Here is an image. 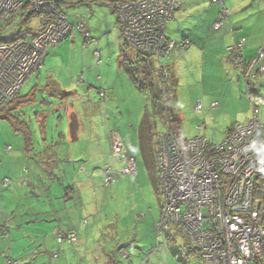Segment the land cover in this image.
<instances>
[{"label": "built area", "instance_id": "2783aa9c", "mask_svg": "<svg viewBox=\"0 0 264 264\" xmlns=\"http://www.w3.org/2000/svg\"><path fill=\"white\" fill-rule=\"evenodd\" d=\"M65 1L0 0V22L9 15L22 14L26 5L39 21L37 33L0 45V110L11 104L27 80L44 67L52 46L75 31L85 41L91 39L84 24H73L62 11L60 6ZM213 2L220 7L213 29L221 30L230 20V11L226 0ZM177 6V0L113 3L117 27L125 42L136 53L158 60L170 58L175 50L166 35ZM247 42L241 37L226 50L249 90L250 83L264 74V46L257 57L245 63L243 49ZM95 55L101 56V52ZM165 100L167 126L158 138L156 152L162 201V215L156 225L158 236L175 230L204 264H264V122L257 119V110L249 123L230 127L217 142L202 134L182 139L171 122L169 105L174 94L170 91ZM217 107L216 102L211 104L212 110ZM195 114L203 116L196 125L202 131L205 117L201 101L195 104ZM112 145L113 162L104 170L107 187L116 174L136 176L138 172L137 159L127 154L118 134L112 137ZM116 160L125 165L122 173L114 167ZM58 237L61 241H78L74 231L59 233Z\"/></svg>", "mask_w": 264, "mask_h": 264}, {"label": "rangeland", "instance_id": "374dc122", "mask_svg": "<svg viewBox=\"0 0 264 264\" xmlns=\"http://www.w3.org/2000/svg\"><path fill=\"white\" fill-rule=\"evenodd\" d=\"M237 7L239 8L232 12L233 8ZM226 8L229 9L231 18L241 19L247 26H253V34L256 37H260L257 45L263 47L264 0H226ZM63 10L73 24L81 23L87 26L92 38L96 40L92 42L85 41L83 36L75 31L67 40L60 43L74 46V49L80 55H83L82 52H84L87 58L94 57L89 65L94 64L96 70L98 69L96 75L97 79H99L100 87L98 89L102 87V92L104 93V96H102V92L99 95V92L94 91L93 95L96 97L97 106H100V101L102 100V108L99 110L101 112L95 118L100 122L101 128L103 127L106 130L111 128L113 136L117 132L126 147L131 143L132 133L134 132V140L137 141L134 143L136 145L134 152L138 158V172L136 176L116 174L118 178L114 176L113 183L108 187L105 185L103 175L99 182H93L91 185L86 183L76 185L81 191L83 199H73L71 201V208L80 216L79 222L81 223L78 229L81 231L82 239L84 240L82 246L85 248L74 247V250L70 253L71 261H79L81 257H85L84 250L88 251V256L93 258L94 251L99 249L100 253L103 254V249L105 248L109 254H114L113 251L117 253L115 257L117 260L116 264H204L198 255L191 253L192 248L187 245V242L179 233L172 232L177 234L174 236L176 240L174 242L173 239L168 238L166 235L158 236V231L155 228L161 219L162 211L156 161L157 143L158 136L164 132L167 124L165 122L164 125L163 109L157 111L155 114L156 110L153 108L151 90L148 88L141 89L139 85L132 81L129 73L123 66L122 62L126 57L135 61L136 52L126 44L120 29L117 27V16L113 8L105 1L98 0L95 3H91L90 1L78 3L76 6L63 5ZM21 20V17L17 16L15 22H12L10 25H8V21L2 23L0 26L2 37L7 39L13 38L18 33H23L27 29H35L39 24L36 16L27 25L22 27L20 26ZM246 39L248 40V38ZM97 51L101 52V56L95 55ZM65 55L69 58L68 53H65ZM77 58L76 56L75 62ZM63 65L64 62H61V67ZM68 68L69 66L65 63V67L63 66L56 71L55 77L58 82H60V77H63L65 73L66 75L68 74ZM44 73L45 69L40 71V74ZM238 73L242 78V73L240 71ZM38 77V74H36L30 78L31 80L29 79L30 81L22 88V95L30 92V89L34 87V83H37ZM43 81L44 77L41 82L43 83ZM83 86L84 84H82ZM170 87L172 89L171 85ZM251 88L254 102L252 110L245 98L249 97V94L242 80L241 89L238 94L245 101L234 97L233 105L227 107L228 110L226 112H221V116L218 119L216 117L212 119L211 114L207 115L205 127L202 131H198L196 125L203 119V116L193 114L195 113L193 112V108L196 101L202 97V89L194 87H179L177 90L174 89L175 98L170 103L171 110L174 114L177 112L183 118L175 121V125L179 130V136L185 139L202 134L208 139L217 142L225 132L223 128L226 127V120L242 123L248 119L251 120L253 119L255 109L258 110L260 119L264 118V102L259 104L256 99L254 86ZM78 89L80 90L75 94L70 93V90H62L58 96L51 97L53 100L52 107L57 105V107H61V110L58 109L59 111L56 114L52 113V120L47 126V138L50 144H53L55 141V154L59 155L61 159L70 152L84 154V157H81L80 161L72 159L74 162H77L75 163L77 166L76 171L79 170L80 166L82 167L85 164L88 165V171L90 169V161L93 163L99 160L103 164L102 171H104L106 164H112L113 162V145L112 142L110 144L109 137H101L100 135V141H92L91 132L93 133L95 128L91 123L87 119H84V127L81 128V120H71L68 115V109L72 107L76 108L77 114H86V112L90 114L95 113L93 110L95 105H91L89 103L90 100L87 98H85V102L81 99L85 88L82 89L80 87ZM260 89L259 87L258 93H262ZM41 90L37 92L39 105H42L43 100L47 102L49 94H51L50 92ZM208 90L210 92L214 91L213 88ZM44 94L46 96L42 98ZM31 107L32 105L23 109V111H29L32 114V116L26 115L27 122L29 121V117L34 118ZM49 108L48 105L45 106V109L49 110ZM146 113L149 114L150 120H152L153 129L149 140V148L144 145L142 149L140 148L141 137L138 132L139 125ZM247 113L249 114L247 115ZM130 114L133 115L134 119L129 118ZM140 116H142L141 119H139ZM129 124L134 125L135 130H123V127ZM0 125V127L3 126L10 129L6 121H0ZM31 128L33 129V124ZM39 132V127H36V130L33 131L35 150L21 152V156L29 161L28 168L24 169L27 174L29 170H34L33 159L36 158L35 155L44 157V153L47 151ZM61 134H64L66 137L61 138ZM11 160V166L16 167L15 163L18 160V154L17 157H12ZM56 161L61 166L65 164L63 161ZM45 163L47 162H44L43 165ZM70 166L69 172L74 177L76 171H73V164ZM122 170L123 168L117 171L118 173H122ZM73 186L74 184L71 183V189ZM95 186L97 187V191L94 189L89 191L90 187L94 188ZM120 247L125 251L126 256H123L120 251L117 252Z\"/></svg>", "mask_w": 264, "mask_h": 264}, {"label": "crops", "instance_id": "0c3cea01", "mask_svg": "<svg viewBox=\"0 0 264 264\" xmlns=\"http://www.w3.org/2000/svg\"><path fill=\"white\" fill-rule=\"evenodd\" d=\"M177 5L167 29L168 39L175 44V50L170 58L163 61V64L171 71L170 85L172 86V92L175 93L174 89L177 90L179 87L202 89V97L199 100L204 106V117L207 120V115L211 114L212 119H215V117L218 119L221 116V112H226L228 110L227 107L233 105L234 97L245 101L238 94L244 78L242 77V79L238 71L233 67L226 49L241 37L248 38L247 45L243 49L244 62L248 63L257 57L258 50L261 47L257 45L260 37H256L253 34V26H247L243 20H238L235 17L231 18V16L224 28L221 30L213 29L220 7L212 3V0H177ZM238 8H233L232 12ZM34 30H39V24ZM92 41L96 40L92 38L90 42ZM65 53L69 54V58L66 57ZM82 54L80 55L74 49V46L71 45L57 44L52 46L46 56L44 67L33 74H38L39 76L37 83H34V87L30 89L29 93L22 95L21 91L22 96L32 95L34 97L31 96L29 99L25 97L23 100L25 103H21L16 109L21 113V119L29 127L31 136L29 145L23 130L15 129L7 119H0V121H6L10 127V129L3 126L0 127V264H9L10 260L20 261L19 264H116L117 260L115 257L117 253L113 251L114 254H109L105 248L103 249V254L100 253L99 249L94 251L93 258L88 256V251L84 250L85 257H81L79 261H71L70 253L74 250V247L85 248L82 246L84 240L82 239L81 231L78 229L81 223L79 222L80 216L71 208L73 199H83L82 193L76 185L82 183L91 185L93 182H99L102 175L104 177L103 164L100 160L93 163L90 161V169L88 171L87 164L80 166L79 170L76 171L77 166L75 163L77 162L72 159L80 161L84 154L70 152L66 155L64 153L66 156L61 159L59 155L55 154V141L50 144L47 138V126L52 120V113L56 114L57 111L61 110V107H57V105L52 107L53 100L51 97L58 96L62 90H70V93L75 94L80 90L78 88L81 87L82 89L85 88L81 98L82 101L85 102V98L89 99V103L95 105L93 108L95 113L77 114L76 108L72 107L68 109L69 117L71 120H81V128L84 127V119H87L95 128V131L91 132L92 141H100L101 135V137H109L111 144V137L113 136L111 132L113 130L111 128H108V130L101 128L100 122L95 118L100 114L101 111L99 112V110L102 108V100L100 101V106H97L96 97L93 95L94 91L99 92V95L103 91L102 87L98 89L100 87L99 79L96 77L98 69L96 70L94 64L89 65L94 59L93 56L87 58L84 52ZM76 56L78 58L75 62ZM61 62H64V67L66 63L69 68L67 69L68 74L66 75L65 73L63 77H60V82H58L55 75L56 71L63 67H61ZM258 68L259 65L255 67L254 71L256 72ZM44 69L45 73L40 74V71ZM43 77L44 81L42 83ZM80 83L84 84V86L82 87ZM250 86H254L256 99L259 104L263 103L264 74L251 82ZM251 87L250 94L252 95ZM259 87L262 93H258ZM210 88H213L214 91L210 92L208 90ZM40 89L51 93L48 101L45 102L43 100L42 105L38 104L37 92ZM45 96L44 94L42 98ZM245 98L252 110L254 102L252 104L250 97ZM175 102L177 101L175 100ZM214 102L218 104V107L212 110L211 104ZM30 105H32L34 118L29 117L27 122L26 115L32 116V114L29 111H26V114L23 109ZM47 105L50 107L49 110L45 109ZM55 107L57 108L54 109ZM193 109V112H195V105ZM159 114L161 115V113ZM193 114L196 115L195 113ZM258 114L257 119L264 122V118L260 119ZM175 115L178 119H183L177 112ZM129 118L134 119L131 114ZM251 120L248 119L243 123L226 120V122L224 121L226 127L224 126L225 128L223 129L226 132L232 126L245 125ZM142 121L139 125L138 134H140ZM32 124L33 129L31 128ZM36 127H39V133L47 151L44 153V157L35 155L36 158H32L34 160V170H29L27 174L24 169L28 168L29 161L21 156V152L35 150L33 131L36 130ZM123 130L132 131L135 130V126L129 124L124 126ZM116 134L117 132L114 135ZM60 137L65 138L66 136L61 134ZM134 138L135 133L133 132L131 143L128 144V147L124 145L126 152L130 156L137 158L134 152V147L136 146L134 143L137 141ZM140 148H142L141 144ZM14 151L16 152L13 153ZM17 154L18 160L15 163L17 166L12 167L11 158L17 157ZM56 160L63 161L65 164L61 166ZM44 162L47 163L43 165ZM71 164H73V171H76L74 177L69 172ZM124 166V163L120 160L114 162V167L117 170L122 169ZM116 177L118 178V176ZM71 183L74 184L72 189ZM56 185L57 187H55ZM92 189L97 191L96 186L94 188L90 187L89 191H92ZM73 231L77 235V243L69 242L66 239L61 241L58 237L59 233L67 235ZM172 232L164 235L171 236L176 242L174 236L177 234ZM118 249L117 252L120 251L124 255L125 251L121 247Z\"/></svg>", "mask_w": 264, "mask_h": 264}, {"label": "trees", "instance_id": "16d2710c", "mask_svg": "<svg viewBox=\"0 0 264 264\" xmlns=\"http://www.w3.org/2000/svg\"><path fill=\"white\" fill-rule=\"evenodd\" d=\"M87 1H90L91 3L92 2L95 3L98 0H66L60 7H61L62 11L65 13V11L63 10V5H67V6H70V5L73 6L74 5V6H76V4H78V3H83V2H87ZM103 1L110 4L111 7L114 8L113 7L114 0H103ZM212 3H214L213 0H212ZM115 14H116V12H115ZM17 16L21 17V19H22L20 22V26L22 27V26L27 25L30 22V20L36 15L34 14V12L32 10L30 11L29 6L26 5L22 10V14H20V15H9L7 17H4V19L0 22V26L2 23L7 22V21H8V25L12 24V22H15ZM116 16H117V14H116ZM8 17H10V18L7 19ZM227 24H228V22H227ZM85 28H86V30H88V32H90L89 29L87 28V26H85ZM167 29H168V27H167ZM37 31H39V30H37ZM37 31L34 29H27L25 32L18 33L17 35H15L13 38H10V39L2 37L1 31H0V45L4 44V43L14 42L15 40L20 39V38H26L32 34L37 33ZM67 39H65V40H67ZM91 40L92 39H89L88 42H90ZM166 40H167V42L171 41L168 39L167 35H166ZM128 58L129 57L124 58L122 63H123L124 68L126 69V71L129 73L132 81L135 82L137 85H139L141 87V89L148 88L149 90H151L152 98H153V108H155V110H156L155 114L157 113V111H160L161 109H163L164 110V116H165V114H166V109H165V107H166L165 101L166 100L165 99H166L168 93L170 91L172 92V89L170 87L171 71L168 67H166L163 64L164 59H167V58L158 60L154 56H144V55H141L138 53H136L135 61H133L130 58L128 59ZM164 83H167L168 87L165 88ZM21 91H22V89H21ZM21 91L11 104H9L7 107L0 110V119H2V118L7 119L12 123V125L15 129H17L19 131L23 130L25 133L28 145H29L31 143V136H30V132H29V127H28V125H26L25 121L21 119V113L16 110L20 106L21 103H25V101H23V100L25 99L26 96H22ZM31 96L32 95L27 96L26 99H29ZM21 101H23V102H21ZM169 106L171 107V105H169ZM171 111L172 110L170 108V112ZM163 119L166 121V119L164 117H163ZM177 120H178V118L174 114L171 122L175 124V121H177ZM74 128H76V127L74 126ZM152 129H153L152 120H150L149 114L146 113L144 118H143L142 126L140 129V137H141L140 141H141L142 147H144V145L147 147L149 146V140H150V137L152 135V133H151ZM177 130H178V128H177ZM178 132H179V130H178ZM112 137H111V142H112ZM143 151L145 152V150H143ZM157 174H158V172H157ZM158 181H159V179H158ZM167 236H168V238H171V236H169V235H167ZM187 245H189V244L187 243ZM190 247L192 248V250H191L192 252L191 251L190 252L197 255V252L193 249V247L192 246H190Z\"/></svg>", "mask_w": 264, "mask_h": 264}, {"label": "clouds", "instance_id": "9594fccd", "mask_svg": "<svg viewBox=\"0 0 264 264\" xmlns=\"http://www.w3.org/2000/svg\"><path fill=\"white\" fill-rule=\"evenodd\" d=\"M90 33V32H89ZM91 35V34H90ZM92 39V38H91ZM250 85H251V83H250ZM247 92H248V94H249V97H250V101L252 102V104H253V99H252V95L250 94V86H249V90L247 89ZM173 93V92H172ZM174 94V93H173ZM174 98H175V95H174ZM256 110V109H255ZM254 110V111H255ZM172 112V114L174 115V113H173V111H171ZM257 114H258V110H257ZM164 118L166 119V114H165V116H164ZM166 122V124H167V120L165 121ZM166 129V128H165ZM229 129V128H228ZM163 133V132H162ZM160 136V135H159ZM128 154V153H127ZM129 155V154H128ZM137 159V158H136ZM117 170V169H116ZM113 183V182H112Z\"/></svg>", "mask_w": 264, "mask_h": 264}]
</instances>
